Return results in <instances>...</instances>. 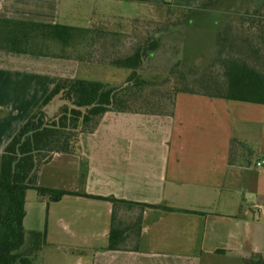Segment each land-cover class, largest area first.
Returning <instances> with one entry per match:
<instances>
[{
  "label": "crops",
  "instance_id": "0c3cea01",
  "mask_svg": "<svg viewBox=\"0 0 264 264\" xmlns=\"http://www.w3.org/2000/svg\"><path fill=\"white\" fill-rule=\"evenodd\" d=\"M163 2L194 9L207 0ZM121 3L147 6L0 0V21L12 22L0 23V157L59 78L101 82L102 69L114 67L108 62L129 28L112 11ZM90 4L104 8L102 18L86 17ZM49 26L77 31L61 43ZM37 184L81 194L28 205L27 191L22 224L40 231L45 219L44 245L76 256V264L264 261V104L178 93L171 115L107 112L93 133L79 136L75 153L54 154L40 167ZM95 198L123 203L112 220L113 205ZM111 224L116 250H107Z\"/></svg>",
  "mask_w": 264,
  "mask_h": 264
},
{
  "label": "trees",
  "instance_id": "16d2710c",
  "mask_svg": "<svg viewBox=\"0 0 264 264\" xmlns=\"http://www.w3.org/2000/svg\"><path fill=\"white\" fill-rule=\"evenodd\" d=\"M138 1L166 5L163 0ZM203 4L194 9H176L193 13ZM0 23L12 22L2 20ZM48 28L61 43H67L72 32L77 31L72 27ZM166 33L168 30H158L155 37H163ZM94 35L96 40L107 38L103 32H94ZM214 46L217 50L213 63L219 64L221 74L211 71L190 82L192 88L197 86L198 89L178 88V84L188 83L187 77L179 73L171 88L165 90L161 88L169 84L168 79L158 82L141 77L144 64L155 55L157 40H146L125 55L119 52L110 58L109 65L130 72L121 86L69 78H59L55 82L5 145L0 157V264H34L39 234H33L26 252L20 251L24 244L22 224L26 192L35 191L39 198L48 202H56L65 195H81L40 187L37 174L54 154L75 153L79 136L93 133L107 112L171 115L178 93L264 104V1L252 13L229 17L218 31ZM50 104L56 106L52 112L46 109ZM95 199L113 205L112 220L115 206L123 203L113 198ZM117 242L111 224L107 250H116ZM245 264H264V261L254 255L245 260Z\"/></svg>",
  "mask_w": 264,
  "mask_h": 264
},
{
  "label": "rangeland",
  "instance_id": "374dc122",
  "mask_svg": "<svg viewBox=\"0 0 264 264\" xmlns=\"http://www.w3.org/2000/svg\"><path fill=\"white\" fill-rule=\"evenodd\" d=\"M262 1L264 0H207L193 13L158 4L141 6L139 3H121L112 6V11L121 15V19H117V22H126L129 26L127 31L119 35V40L121 39L124 44V47L120 48V55H125L137 44L146 40H157L158 48L155 55L144 64L141 77L158 82L168 79L169 84L161 88L165 90L164 88H171L169 86L174 84L175 75L179 73L187 77L188 83H180L178 88H192L190 82L208 75L211 71L221 74L219 64L213 63L217 50L214 45L218 31L225 25L227 19L246 12L252 13ZM89 7L86 12L87 18H102L104 8L91 4ZM107 21L104 17L101 20L102 23ZM158 30H168V33L157 38L155 35ZM90 37L94 38L95 35L92 34ZM129 73L126 69L108 67L102 69L97 79L104 84L117 87L124 83ZM154 77L156 79H153ZM195 88L198 89L197 86H193L192 89ZM55 107V104H50L46 109L52 112ZM37 198L35 191H29L28 205L34 203ZM30 227L35 226H25L24 244L20 251L26 252L33 234L38 233L39 249L33 258L34 264H76L74 260L76 256L62 255L44 245L45 219L40 231L31 232Z\"/></svg>",
  "mask_w": 264,
  "mask_h": 264
},
{
  "label": "built area",
  "instance_id": "2783aa9c",
  "mask_svg": "<svg viewBox=\"0 0 264 264\" xmlns=\"http://www.w3.org/2000/svg\"><path fill=\"white\" fill-rule=\"evenodd\" d=\"M261 165V163L259 162V163H257V166H260Z\"/></svg>",
  "mask_w": 264,
  "mask_h": 264
}]
</instances>
